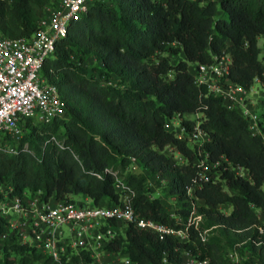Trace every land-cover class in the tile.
Wrapping results in <instances>:
<instances>
[{
    "label": "trees",
    "instance_id": "trees-1",
    "mask_svg": "<svg viewBox=\"0 0 264 264\" xmlns=\"http://www.w3.org/2000/svg\"><path fill=\"white\" fill-rule=\"evenodd\" d=\"M53 2H0V36L29 38ZM222 54L231 60V82L244 90L254 79L264 84V0H93L67 27L41 69L56 88L62 116L48 125L23 122L17 154L0 152V188H10L14 195L38 191L42 199L69 202L85 196L93 207L117 205L112 179L96 180L92 174L122 169L134 158L146 175L158 176L164 185L161 198L151 199L145 174H125L123 182L134 193L132 209L144 220L174 227L161 199L172 201L177 212L186 215L184 187L194 176L195 156L186 141L163 126L177 116L190 133L192 123L184 117L199 113V127L209 138L203 150L211 160L223 156L231 166L245 169L249 180L221 169L226 191L219 183H206L196 192L203 201L197 209L204 217L203 227L215 228L204 244L192 237L195 248L208 264H232L227 251L234 245L239 246L240 259L243 253L247 256L239 264H264V236L257 239L251 228L258 225L253 208L264 212L261 138L251 135L236 111L225 109L218 98L193 84L192 66L208 64L212 56ZM88 59L93 64H86ZM50 137L62 148L48 141ZM24 144L32 154L22 150ZM167 148L187 164L165 155ZM220 207L228 208V214ZM123 231L106 248L126 255L130 264H178L173 248L194 252L131 225ZM0 264L55 263L5 239L0 240Z\"/></svg>",
    "mask_w": 264,
    "mask_h": 264
},
{
    "label": "built area",
    "instance_id": "built-area-1",
    "mask_svg": "<svg viewBox=\"0 0 264 264\" xmlns=\"http://www.w3.org/2000/svg\"><path fill=\"white\" fill-rule=\"evenodd\" d=\"M12 1L0 0L5 3ZM92 1L55 0L44 9L36 31L29 38L7 39L0 36V152L17 154L16 147L24 134L25 120L48 125L61 118L62 105L56 88L47 83L41 69L45 61L52 58L55 44L64 38L67 27L87 12ZM230 65L229 56L222 54L212 56L208 64L192 66L193 84L204 88L206 95L218 98L225 109L236 111L247 121L251 135L260 136L264 146V84L254 79L244 90L229 80ZM184 119L192 123L190 133H185L177 116L166 119L163 126L176 139L186 141L195 156L191 162L194 176L184 187V197L188 203L186 215L183 217L178 213L172 201L163 199L174 227L144 220L132 209L134 193L124 184L123 176L144 175L145 171L134 158H130L122 169L105 168L92 174L96 180H103L106 176L112 179L118 194L117 205L93 207L85 196L69 202L53 197L42 199L38 191L14 195L10 188H0V223L4 229L0 240L11 239L18 246L33 248L55 264H130L126 255L109 251L106 247L116 236L123 235V227L131 225L155 234L160 241L169 238L178 245L193 248L194 252L173 248L179 258L178 264H208L207 258L200 257L192 237L204 244L215 227H203L204 217L197 212L198 208L203 207V201L196 196V192L206 183H219L226 191L225 182L220 178L221 169L242 180H249V176L245 169L231 166L223 156L211 160L203 150L209 138L199 127L203 123L201 114L195 113ZM4 137L9 141L2 140ZM48 141L58 149L62 148L61 142L54 137ZM22 150L32 154L26 149V144ZM163 153L178 164H187L171 148ZM144 176H147L146 186L151 190L149 198L159 197L164 181L158 176ZM225 209L220 207L219 211L226 215L229 210L227 208L225 212ZM253 211L258 225L251 228L258 239L264 236V212L256 208ZM258 244L260 242L254 243ZM238 247L234 245L227 256L232 264L240 263Z\"/></svg>",
    "mask_w": 264,
    "mask_h": 264
},
{
    "label": "rangeland",
    "instance_id": "rangeland-1",
    "mask_svg": "<svg viewBox=\"0 0 264 264\" xmlns=\"http://www.w3.org/2000/svg\"><path fill=\"white\" fill-rule=\"evenodd\" d=\"M223 18L225 19V17L223 16ZM261 43H262V39L260 38V39H258V41H257V46H258V48H260L261 47ZM259 58V57H258ZM174 60L176 61V60H178V58H174ZM173 60V61H174ZM86 64H93V61L91 60V59H88V61H86ZM263 64H264V62H263ZM175 122H176V120H174ZM161 195V194H160ZM159 195V197L161 198V196ZM78 196H75V197H73V199L74 200H76V201H78ZM157 198V197H156ZM165 199V198H164ZM161 201H162V204H164V200L163 199H161ZM166 206V205H165ZM229 210V209H228ZM225 212H227V208L225 209ZM229 254H230V251H227V256H229ZM244 254V255H243ZM242 255H241V258H243V259H240L239 258V260H241V261H243L244 260V258H245V256H246V254L245 253H243ZM238 257H239V253H238Z\"/></svg>",
    "mask_w": 264,
    "mask_h": 264
}]
</instances>
